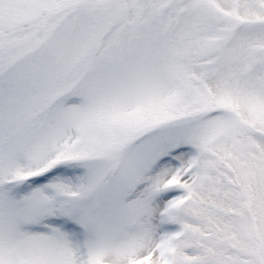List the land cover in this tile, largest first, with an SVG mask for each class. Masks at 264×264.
<instances>
[{"label":"snow or ice","instance_id":"snow-or-ice-1","mask_svg":"<svg viewBox=\"0 0 264 264\" xmlns=\"http://www.w3.org/2000/svg\"><path fill=\"white\" fill-rule=\"evenodd\" d=\"M0 264H264V0H0Z\"/></svg>","mask_w":264,"mask_h":264}]
</instances>
